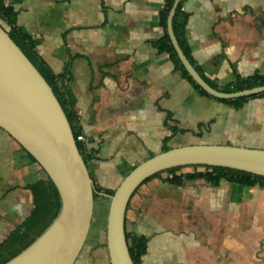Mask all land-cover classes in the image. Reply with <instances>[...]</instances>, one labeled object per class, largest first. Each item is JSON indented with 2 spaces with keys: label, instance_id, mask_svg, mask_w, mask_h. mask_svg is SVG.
Returning <instances> with one entry per match:
<instances>
[{
  "label": "crops",
  "instance_id": "obj_1",
  "mask_svg": "<svg viewBox=\"0 0 264 264\" xmlns=\"http://www.w3.org/2000/svg\"><path fill=\"white\" fill-rule=\"evenodd\" d=\"M3 3L15 27L36 42L39 59L64 75L59 86L86 139L101 210L122 178L163 148L264 149V95L240 106L206 96L158 51L165 0ZM182 9L188 60L204 81L222 88L236 78H264V0H184ZM44 177L0 130V244L30 214V187ZM168 179H149L128 204L126 232L145 241L139 264H264L263 188ZM99 231L75 264H109Z\"/></svg>",
  "mask_w": 264,
  "mask_h": 264
},
{
  "label": "water",
  "instance_id": "obj_2",
  "mask_svg": "<svg viewBox=\"0 0 264 264\" xmlns=\"http://www.w3.org/2000/svg\"><path fill=\"white\" fill-rule=\"evenodd\" d=\"M182 0H174L166 30L181 65L196 85L218 100L264 93V85L225 93L209 86L180 48L173 18ZM0 130L13 139L54 185L60 208L44 231L3 264H75L92 224L94 182L81 156L71 124L52 88L0 26ZM218 167L264 178V149L221 144L170 148L134 166L111 195L104 225L109 264H134L125 235V214L137 189L155 175L175 168Z\"/></svg>",
  "mask_w": 264,
  "mask_h": 264
},
{
  "label": "trees",
  "instance_id": "obj_3",
  "mask_svg": "<svg viewBox=\"0 0 264 264\" xmlns=\"http://www.w3.org/2000/svg\"><path fill=\"white\" fill-rule=\"evenodd\" d=\"M174 0H165L164 7L160 12V26L163 29L162 37L156 42V46L159 52H165L169 55V58L174 63L175 67L179 69L183 75L187 78L191 84L202 94L208 96L198 85L194 83L191 77L184 70L173 47L170 43L167 31L166 21L168 13L172 7ZM183 1L176 9L173 18V33L177 39V42L182 49L185 56L189 59L188 51L184 45V32L186 13L182 9ZM14 12L11 8L4 5L3 0H0V26L8 33L14 43L20 48L23 54L28 60L35 66L47 84L52 88V91L62 106L65 115L71 124L74 138L82 133L78 124L77 116L68 108L64 98L63 91L59 86L62 77L64 75H55L45 64L41 61L36 52V42L31 40L27 35L18 30L14 25ZM205 82L214 89L220 90L225 93L237 92L243 89H248L256 86L264 85V78L254 75L249 78H236V80L229 86L222 88L217 87L213 83ZM263 94L257 95L262 96ZM246 98H239L236 100H221L223 102L233 103L236 106H240ZM77 148L83 157L84 162H87V155L85 146L76 142ZM168 150L163 148V151ZM30 157V156H29ZM31 158V157H30ZM34 162V160L31 158ZM194 169H202L201 172H194L193 174H178L184 168H175L166 172L169 175L168 181L175 185H181L183 179H204L212 186H216L220 181H228L233 184L242 185L245 187L259 186L264 189V178L256 177L247 173L238 172L230 169L218 168V167H191ZM161 173V174H162ZM160 175V174H158ZM155 175L152 178L158 176ZM151 179V178H150ZM148 181V180H147ZM32 193V209L28 217L22 223V225L15 228L7 237V239L0 244V264H3L24 248H26L36 237H38L44 229L51 223V221L57 215L60 208V201L58 193L52 184V182L46 178L39 180L30 187ZM96 199V193L94 194V200ZM126 240L129 248L130 256L134 264L140 263V258L145 252V241L141 238H130L125 229Z\"/></svg>",
  "mask_w": 264,
  "mask_h": 264
},
{
  "label": "rangeland",
  "instance_id": "obj_4",
  "mask_svg": "<svg viewBox=\"0 0 264 264\" xmlns=\"http://www.w3.org/2000/svg\"><path fill=\"white\" fill-rule=\"evenodd\" d=\"M99 202L100 201L97 198L96 202L94 203L93 219H92L91 229L87 238L88 245L90 244L91 241L95 240V236L96 233H98V229L100 230L99 231L100 234L104 237V225H105V216L107 210L106 211L101 210L102 208L99 205Z\"/></svg>",
  "mask_w": 264,
  "mask_h": 264
},
{
  "label": "built area",
  "instance_id": "obj_5",
  "mask_svg": "<svg viewBox=\"0 0 264 264\" xmlns=\"http://www.w3.org/2000/svg\"><path fill=\"white\" fill-rule=\"evenodd\" d=\"M75 141H76V142H80V143H82V144L84 145L86 139H85L84 135H83L82 133H80V134H78V135L75 137Z\"/></svg>",
  "mask_w": 264,
  "mask_h": 264
}]
</instances>
